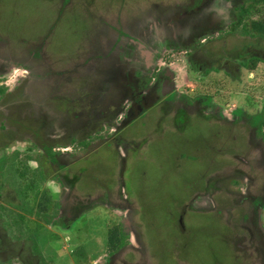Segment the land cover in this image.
I'll return each instance as SVG.
<instances>
[{"label":"flooded vegetation","instance_id":"1","mask_svg":"<svg viewBox=\"0 0 264 264\" xmlns=\"http://www.w3.org/2000/svg\"><path fill=\"white\" fill-rule=\"evenodd\" d=\"M113 1L116 5L112 13L109 10L112 0H58L56 5L58 21H77L81 15L87 17L89 23L96 24L90 40L94 41L97 45L94 49L99 52L98 56L97 53L94 54L96 57L93 62L86 57L82 59L83 53L80 54L79 48L77 56L75 54L73 58L65 57L62 60L67 59L68 62L72 59L78 62L73 64V74H77L81 68L90 71L88 78L93 92L91 109L86 114L88 120L80 123L81 114L76 110L79 107L76 102L66 103L68 100L62 89L58 104H62L64 112L72 115L73 124L67 122L69 129L56 131L58 126L62 128L66 122L65 119H57L52 125L56 129L50 130L48 125L54 117L46 111L45 106L32 103L27 94L29 86L39 78L38 66H46L43 56L46 37L35 36L30 40L19 41L18 46H12L0 31V49L8 53L5 58L0 56V79H5L12 73L13 77L16 75L11 84L5 80L0 82V88H5L0 96L1 156L8 159L7 163L12 162L16 151L11 156H6L4 152L17 143L26 144L27 151L30 148L31 151L42 152V157L46 145L58 153L56 159L64 164L65 174L63 177L59 175L61 180L56 181L63 184V192L59 200H54L50 195L47 197L58 204L52 225L68 228L70 220L90 213L94 203V199H83L78 195L66 201L71 187L75 190L79 180V174L75 172L70 180L64 179L69 177L66 170L81 158L67 152L68 149L75 147L81 150V141H88V152L99 144H110L120 151L125 164L130 146L137 151L145 145L141 142H125L119 136L124 128L136 120L141 121L140 127L145 132L152 118L150 115L155 114L152 119L154 128L147 131L159 135L172 133L177 139H181L179 136L185 134L194 123L210 126V144L205 149L213 153H209L204 161L212 169L202 172L203 185L189 182L182 186L184 194L175 198V206L169 208L165 216L168 222H173L169 237L161 232L160 225L154 219L148 224L140 207L135 210L130 206L124 190L120 194L123 193L125 205L112 206V198L105 195L104 198L109 199L108 211L113 210L114 215L123 219L121 226L125 243L113 253L106 251L103 264H150L148 258L154 256L146 245V242H150L146 224L153 232L156 229L164 235L162 240L156 241L161 248H165L164 242L173 244L175 250L171 254L175 258L185 252V244L193 235L210 232L219 241L218 251L211 252L213 264H223V258H230L233 264H264V127L259 132V128L255 129L256 126L251 123V118L258 114L251 111L252 106L255 107L252 94L243 96L245 100L251 101L249 108L239 101L238 105L231 108L224 104V97L241 93L222 88V81L238 85L243 74L252 79L257 75L260 64L264 66V47H256L254 42L257 38H246L230 29L232 23L237 21L232 12L246 0H186L184 9L183 6H175L174 10L162 14L154 13V9L161 5L155 0L143 1L144 5L136 4V7L126 10L125 0L123 3ZM126 1V7L132 4L130 0ZM222 1L230 3V8L225 12L220 11ZM99 4L104 6L98 7ZM139 7L142 9H138ZM132 11L137 12V16L132 15L133 23L129 24ZM108 17L116 26H108L105 21ZM100 24L104 27L103 35L97 32ZM106 28L111 31L108 32ZM218 37L223 38L221 44L209 47ZM229 37L247 41L242 52L237 49V52H233V48L227 50L226 39ZM102 41L105 44H101ZM168 54L171 57L179 56L184 62V86L181 88L176 87L177 71L171 64L162 61ZM40 60L43 62L34 65V62ZM217 76L220 78H216ZM194 79L198 83L207 84L201 95L197 94V86L191 83ZM24 98H29L31 102L27 103ZM82 129L93 133L81 140ZM94 141H97V145L92 146ZM183 141L186 143V139ZM185 157L188 160L191 156ZM192 157L195 159V156ZM45 167L46 165L44 169ZM2 194L0 189V207L3 208L1 200L9 199L10 195ZM34 198H37L36 201L31 203L37 207L40 197ZM9 204L7 201V205ZM0 213L4 214V208ZM44 218L42 212L40 220L35 217L32 221L46 226ZM136 218L140 222H136ZM192 219L198 222L192 223ZM13 221L16 226L17 219ZM126 221H129L130 227L134 223L135 230H130ZM155 238L153 236L151 240L155 242ZM0 240L8 243V250L14 246L13 239L5 232L0 233ZM16 245L18 248H13L11 254L15 255L13 259L18 264H40L37 255L24 252V241L17 242ZM181 261L179 259L177 264H187Z\"/></svg>","mask_w":264,"mask_h":264},{"label":"rangeland","instance_id":"2","mask_svg":"<svg viewBox=\"0 0 264 264\" xmlns=\"http://www.w3.org/2000/svg\"><path fill=\"white\" fill-rule=\"evenodd\" d=\"M143 1L146 2V0H130L132 4L130 3L126 7L128 3L125 0L124 9L134 8L136 4L144 5ZM155 1L161 4L154 9V13L156 14L167 13L170 10H174L175 6H183L184 9L186 5V0H177L175 3H172L175 0ZM119 2L123 3V0H119ZM57 3L58 0H0V31L6 36V40L12 46H18L20 45L19 41L30 40L35 36L43 35L46 37V49L43 55L46 66H38L39 74H37V77L39 78L29 86L27 94L30 95L32 103L45 106L47 108L46 111L50 112L54 117L48 125L50 130L56 129L52 128V125L53 122H57V119L66 120L64 125H62L64 127L60 128L58 126L56 129V131H61L69 129L67 122L73 124L72 115L64 112L62 104L61 106H59L60 103L58 104V99H60L63 91H65L66 99L68 100L66 103L76 102L77 107H79L76 110L77 113L80 112L81 114L80 123H85L88 120L86 114L91 109L90 100H93L92 85L88 78L90 71L81 68L78 70L77 74L79 76H77V74H73L75 72L73 71V64L78 62L72 61V59L68 60V62L67 59L62 60L65 57L73 58L75 54L77 56L79 48L80 54L83 53L81 54V58L86 57L88 60H91L90 62H93V59L96 57L94 54L97 53L98 56L99 52L95 51L94 48L97 45L93 40H90L91 33L96 24L89 23V19L81 15L80 20L77 21H73L74 19H61L58 21ZM229 4V2L222 1L220 6L223 8L220 7V11L225 12L226 9H229ZM99 5L98 7L104 6L102 4ZM115 5L116 2L112 0L109 6L111 13ZM141 7L138 9L141 10ZM130 14L128 23L132 24V15L137 16V12L132 11ZM105 21L109 27L111 25L116 26L109 17L105 18ZM103 28L101 24L97 27V32H100L101 35H103ZM105 30L108 29L106 28ZM110 31L109 29L108 32ZM222 40L223 38L218 37V39L209 44V47L212 45L213 47L214 45L219 46ZM226 40L227 50H232L231 48H233V52L236 49L242 52V49L245 47L244 43L247 42L238 37H229ZM254 43L257 48L264 47V41L261 39L257 38ZM101 44H105V42L102 41ZM0 56L5 58L8 56V53L4 49H0ZM165 58L162 61L171 64L172 68L177 71L176 87L181 88L184 86V69L182 68L184 62L180 60L181 57H171L170 54L167 57L165 56ZM82 59L79 61L81 62ZM40 62H43V60L34 62V65H39ZM256 74V79H254L255 77L249 79L246 74H243L242 81L238 85L231 84L232 82L229 81H222V88H229L233 92L241 93L240 95L233 93L229 97H224V104H228L232 108L233 105L241 103L244 107L249 108L251 101L243 98V96L249 93L252 94V101L255 105V107L252 106L251 111L261 113L264 110V66L262 64H260L259 71ZM14 77L13 73L9 74L5 79H0V82L5 80L8 84H11ZM216 78H220V76ZM196 80H192L191 83L197 86V94L201 95L205 92L204 88L207 84L198 83ZM24 100L27 103L31 102L29 98H24ZM257 115L251 118V123L258 130ZM150 117L152 118H150L151 120L145 132L140 127L141 121L136 120L124 128L119 135L125 142L145 143L137 151H134L131 146L129 147L130 152L125 160V164L122 162L120 151L106 143L99 144L96 148L89 150V152L86 150V155L79 148L74 147V149L67 150V152L75 154V157L78 155L81 158L70 164L66 170L69 176L67 177L68 179L64 177L66 180H70L75 173L79 174L76 188L74 190L71 187L70 196L66 198V201H69L75 195L83 199H94L91 212L81 214L70 220L68 228H63L56 224L53 226L47 223L44 226L32 221L35 217L38 220L41 219L37 216V213L41 211L37 210L34 203L29 202V198L25 205L28 208L31 207L34 211L32 213H25L28 209L24 208L22 199L25 195L29 194L28 192L19 193L17 191L16 193L12 189L17 186L19 187L18 176L13 166H9L6 163V167L0 170V187L5 183L2 193L5 195L9 194L10 198L1 200V202L3 201L2 204H4V214L0 213V233L3 234L5 232L7 236L9 235V238L13 239L12 242H14L15 247L13 246L11 250H8V243L1 242L0 240V253H3L0 257V262L2 264H18L13 259L15 255L11 254V251L13 248H18L17 242L24 241V252L37 255L40 264H103L104 255L107 251L108 229L119 224L121 225V221L123 220L122 217L114 215L113 210L112 212L108 211L109 199L104 197L105 195H110L112 206L125 205L122 200L123 193L122 195L120 194L123 190L130 206L135 210H138V207H140L145 214V219H148V224L150 225V220L154 219L160 225L161 232L166 237H169L172 233L173 222L170 220L168 222L165 216L168 209L175 206V198L184 194L183 190H181L182 186L189 182L192 184L197 182L203 185L202 172L209 168L204 159L209 157V153H213V151L207 152L205 149L210 144L209 136H211L212 128L207 125L194 123L190 129L186 130L185 134L179 136L181 139H177V136L175 137V135L168 132H165L164 135L148 132L154 128L152 119L155 117V114H151ZM92 133V131L82 129L80 133L81 140ZM183 139H186V143ZM95 142L97 141H94L92 146L97 145ZM15 151L19 153L18 158L20 159L25 155H30L32 158L42 157V152L38 150L27 151L26 144L24 143H17L12 148L7 149L4 154L11 156ZM1 154L3 152H0V156ZM186 155L191 157L186 160ZM192 156H195V159ZM6 160L8 161V159ZM16 161L17 159L13 158L12 162L16 163ZM45 165V170L42 173L37 171L38 181L36 187H39V190L36 193V197L38 194L42 195L43 192V195L46 193V196L50 195L54 200H59L64 186L56 181V177L61 180V176H64V164L61 163L56 167L46 162ZM36 166L37 163L35 161L28 162V168L33 170ZM214 167L216 168V166ZM211 169L212 167L208 171H211ZM119 195L121 197H117ZM34 197L33 195L31 196L32 202L36 201ZM7 201L8 203L10 202L9 205H7ZM1 211L2 208H0ZM45 213L46 215L49 214L50 217L54 215L53 210L50 208ZM53 217L55 218L56 215ZM53 217L51 221H54ZM48 218L45 217L46 220ZM4 219L7 221H2ZM16 219L18 224L14 226L13 220ZM21 219H24L27 224L24 227L21 224ZM136 222H140L138 218H136ZM191 222L195 223L198 221L192 219ZM125 224L129 226V221H126ZM132 224L128 228L135 230L134 223ZM148 224H146V230L148 233L147 238H149L150 242H146V245L150 250L149 252L154 256V258H148L150 264H177L179 259L182 260L181 263L187 264H213L211 252L213 250L218 251L219 241L210 232L193 235L185 244L187 246V248H184L185 252H182V254L175 258L171 254L175 250L173 244L171 242H164L166 244L165 248H161V245L158 244L159 242L156 241L162 240L164 235L157 232L156 229L153 232ZM213 233L215 234V232ZM153 236L154 238L156 237L154 239L155 242L151 240ZM221 261L223 264H233L230 258H223Z\"/></svg>","mask_w":264,"mask_h":264},{"label":"trees","instance_id":"3","mask_svg":"<svg viewBox=\"0 0 264 264\" xmlns=\"http://www.w3.org/2000/svg\"><path fill=\"white\" fill-rule=\"evenodd\" d=\"M234 14L237 17V19H236L237 21L232 23L231 28H230L231 31L237 32L238 35L244 36L246 38H251V39L252 38H258V39H261L264 41V0H246L242 5H239L238 7H236V9L234 10ZM4 91H5V88H0V96L3 95ZM257 118H258L257 125L259 124L258 128H259V132H260V128L264 127V110L261 113H258ZM86 144H88V141H81L80 146H82L81 150L83 152H85L87 150ZM47 146L48 145H46L45 148L43 149V156L44 157L32 158V156H30V155H25L22 159H20V158H18L19 153L16 152L15 155L13 156V158L17 159L16 163L15 164H13L12 162H9L10 164L8 163L9 166H13V168L15 169L16 175L18 176L19 187L18 186L14 187L15 189L12 188L15 192L16 191L19 193L28 192V194L30 193L31 196L32 195L34 196V194L38 193V190H39L38 189L39 187H36V183L38 181L37 171L42 173V171L45 170L44 169V166H45L44 161L46 160L45 162L53 164L56 167L61 164V163L57 162L58 160L56 159V157H57L56 155H58V153H55L54 151H52L51 147H47ZM29 150L31 151L30 148H29ZM43 158L45 159L44 161L42 160ZM29 161H35L36 163H38V167L33 169V170L28 168V162ZM7 162L8 161L6 160V158L4 156L0 157V167H1L0 170H2L3 167H6L5 164ZM1 164H2V166H1ZM30 180H31V182H30ZM56 180H57V178H56ZM10 187H12V186L10 185ZM3 188H5V183L2 184V186L0 187V189H3ZM31 196L29 197V195H25L22 199V204H23L24 208L28 209L25 211V213H32V211H33L32 208H28L25 205V203H27L26 202L27 199L31 198ZM26 197H29V198H26ZM37 197H40L39 198V204L37 205V210L41 211V212L37 213V216L39 218H41L40 213H42V212L44 213V217H46L45 212L49 208L52 209L53 213L55 214L56 207L58 206V204L51 201V198L47 197L46 193L44 195L38 194ZM35 199H37V198H35ZM29 202H31V199ZM0 208H2V207H0ZM2 210H3V208H2ZM22 217H20V218H22ZM47 217H49V218L47 220L44 218L45 221L48 224L52 225L51 220H52L53 216L50 217V215L48 214ZM21 224L23 227L25 225H27L26 222L24 221V219L23 220L21 219ZM13 225H14V221H13ZM124 243H125L124 242V236L122 235V227L120 224L117 226H114L113 228L108 229L107 242H106V247H107L108 253H113V252L117 251ZM0 257H1V255H0ZM0 264H2V263L0 262Z\"/></svg>","mask_w":264,"mask_h":264}]
</instances>
